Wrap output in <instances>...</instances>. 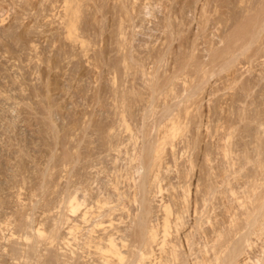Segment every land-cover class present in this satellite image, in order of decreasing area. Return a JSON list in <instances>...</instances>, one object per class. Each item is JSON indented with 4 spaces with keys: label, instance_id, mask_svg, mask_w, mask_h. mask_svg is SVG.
Instances as JSON below:
<instances>
[{
    "label": "bare ground",
    "instance_id": "obj_1",
    "mask_svg": "<svg viewBox=\"0 0 264 264\" xmlns=\"http://www.w3.org/2000/svg\"><path fill=\"white\" fill-rule=\"evenodd\" d=\"M64 1H66V3H69L68 0ZM137 1L138 0H132V5L134 6L135 3L140 2ZM145 1L146 2H143L142 0L143 4H141L144 8L153 6V4H151L150 2L152 0ZM210 1H212L213 3L216 0H205L204 5L208 6L210 4ZM222 1H226L225 3L230 2L229 4L234 2L235 4V1L237 0ZM239 1L244 2L245 0ZM251 1L254 0H250V2ZM77 2L74 6H71L70 3V6H68L69 4H66L67 6H65L64 3V9L66 10V12L62 11L64 12L63 14H65L63 15L64 20L62 19L63 23L65 22V24L62 25L66 26L64 28L67 29L66 32L70 34V36L74 35V39L76 41L80 39L82 40V37L84 36L83 35L82 37H80L78 35L77 38V35L75 36V33L72 31L75 26L74 19L76 18L77 14H79L78 11L80 12L81 10L78 7H81V4L77 5ZM153 3H155V6L156 4H160L161 0H153ZM217 3L218 2H216V4ZM132 5L131 7H133ZM222 5L224 6V3ZM235 6L237 7V5ZM172 7L173 6H171L170 8L172 9ZM201 7L204 6L202 5ZM201 7L200 10L202 9ZM225 7L228 8V6ZM230 7L232 6H229V8ZM133 8H135V6ZM183 11L185 10L183 9L182 12ZM233 12H235V10ZM257 12H259V10ZM66 13L68 14V16ZM215 13H210L209 9L208 12L203 11V14L200 13V18L202 19L201 21L206 22L210 20L211 16L210 21L214 22V20H218L216 22H219L220 16L218 14L217 16ZM253 13V16H247V19H245L243 15L242 16L244 18L240 16L243 19L241 20L239 18L241 21H239L238 19V22L236 24L239 23V26H237L236 29L232 28L233 34L236 33V38L233 37L234 39H228L226 37V42L224 39L220 42L222 43L224 41L225 43V45H223L222 43V47H210V51L211 48L214 51H212L213 53L211 52V55L209 56L207 61H199L198 59H195L196 62L193 63V61L191 60L193 64H190L194 66L195 72H191V74L189 75L191 84L188 86V88L185 89L181 87V90L185 89V94H183L184 91H180L179 93V90H177L178 88L176 87L180 79V82H189H186V80L184 79V75L187 76V73L185 71L189 70V68L187 69L188 65L185 68V61H183V63L180 62L181 64L178 63L177 65H174L173 62L172 64L174 66L171 67L169 65L168 70L170 69V75H167L166 78H163V76L165 73L164 71H167V68H164L165 70L163 71L164 73L162 78L160 77V74H158L160 67H164L163 64L167 61L165 57V55L168 53L167 49H165L167 45L163 48L156 46V49L153 46L154 49L152 48L149 51L148 57L150 60H148L150 61V63L156 65L158 64L157 69L153 70L152 68L150 69V65L146 66V63L144 64L145 60H142V58L144 57L139 58L138 56L137 58H139V61H137L138 59H135V57H133L135 61L134 62L132 59L133 53L129 57L125 54H122L123 56L120 57L121 63L119 62V65L121 66V69L125 68V70L123 69L125 71L123 73L124 75L126 73V75L123 77V70L120 69L119 65L118 67L116 66L117 69L114 71L117 82V85L115 86H117V90L114 91L115 96L113 94L115 98L114 100H116V110L113 121L117 126H112L116 128V131H114V128L111 127L113 129V131L112 129L110 130V132L112 131V134L108 132L109 135L111 134L110 141H104L106 140L105 138L101 141H104L106 143L109 142V144L111 142V145L109 146L114 147L113 151L115 150L118 153L124 152L123 154L126 157H119L118 153V156H115L117 160H124V163L122 162L123 164L121 166H116L113 164V170L111 171L112 173H110L111 177L108 174L110 179L106 181L104 180L106 183L103 182V184H100L99 187L97 186V191L89 186L90 183L92 184L94 180L89 184L87 183L86 179L76 181H72V179L69 180V184H67V187H65V189L63 190L61 188L64 196L63 194H59L58 196L60 197L57 200L58 204H64L65 211L62 213L57 209L59 212L57 216L59 217L53 216V219L51 218V221H53V223L51 222L52 225L50 224L49 227L47 226L48 228L43 225V222L40 221L41 219H32L31 216L33 213H26L27 207L25 206L27 205L25 204L29 203L23 202L24 200L21 201L20 198V203L17 204L16 209H14V213H12H18L19 219L13 218L12 220L11 218L10 220L11 215L6 214V212L4 214V212L1 211V204L5 202L2 194L4 193L5 189H8V186L5 187L4 185H1V183L0 186H4V188L0 187V239L1 241H6L7 245H9V242L11 244L8 246L9 248H3V251L4 249L6 253H8L9 250L12 251L13 255L15 254V256H20V259H18L19 261L22 259L24 264H47L46 261H48V258L51 256L50 254L55 249H53V247H50L49 245H53V242H56L57 239V241L59 242L58 253H60L61 250V253L67 256L66 259L64 255H62V257L66 259V262H64L65 264L67 263L68 258L71 259V261H68V264H264V100L261 97L264 95V90H262V84H259L262 89L258 85V82L260 83V81L264 79V75L262 76L261 73V75L259 74L260 76H254L252 74L253 72H251V66L250 69L248 67V69L245 70L246 74H244L243 72V75L241 70L240 72H238L237 68L231 67L237 62L241 63L243 60L246 62L245 59H247L248 63L251 60L255 61L256 59H253L252 56H255V54L257 53L259 55L262 52H257V50L261 49V47L258 45L260 43H257V41H259L258 37L262 38L259 35L264 31V16L257 19L255 16L258 14L256 13L255 15V12ZM64 16H67L68 19H66L67 17L65 18ZM225 16L226 15H224V17ZM259 16L261 15L259 14ZM77 17H80V15H78ZM252 17H254V19L251 21L257 24L258 30L257 32H255V34H250V37L248 36V38L246 39L247 36L245 37V34L249 32L248 28L250 27L251 23V21L249 22V18L251 19ZM223 19L225 20V18ZM59 21L60 20H58V22ZM253 22L251 23L252 25L254 24ZM199 26L201 28V32H204V26H202L201 23ZM233 26L234 28L236 27L235 25ZM244 29L245 31L247 30V32L242 35V33L245 31L239 32V30L242 31ZM119 31H121V29ZM162 32L165 31L162 30ZM233 34H231L229 37L233 36ZM198 35V38L200 39L203 34ZM68 40L70 41V39ZM81 40L79 41V43L81 42V45L79 46H81V48L83 46V49L81 50L85 52L87 50V44H84L85 40H83L84 42ZM248 50L250 54L247 56L246 54ZM163 53H165V55ZM176 53L179 55L178 50H176ZM183 53L181 52V54ZM141 54L139 55L141 56ZM191 55L194 56V53H191ZM242 55L244 57H242ZM261 56H263V54L260 55V57ZM153 57H155L154 60H151L153 59ZM156 57L158 58L156 59ZM181 57L184 58V55H182ZM241 57L242 59H244L241 60ZM184 59L186 61L188 60L186 59V57ZM154 67L156 68V66ZM230 67L232 68L231 70ZM118 68L120 70H118ZM136 68H138V72L141 73V76H150L149 78L147 76V80L145 79V77H141V79H144L143 82L146 83L148 81V87L151 88V93H147L151 94L152 97L155 93L157 94L156 96H161L160 98L163 101L168 97H170L173 101V104L171 103L172 101L170 102V104L168 99L165 100L164 103H162L161 100L163 106H161L160 103L161 107L159 106V112L155 111L157 110L155 108H157L158 106L156 104V107H154L153 102L152 105H150L151 110L149 114L142 113L141 125H138V122H136L138 120L137 118H139H135L136 113L134 111L136 109L133 110V106L136 105L134 104L135 102L133 101L132 95L140 94L141 90L139 89V91H137L134 88L135 80L138 78V76L136 77V75H138V73H136ZM184 68L187 70H184ZM147 69H150L151 71ZM226 70H230V72L228 73ZM222 71L227 72L228 75L226 74L227 76H225L228 78L219 75H222ZM114 72H112V74ZM166 74L167 73H165V75ZM215 76L219 80H216L218 81V83L216 82V84L214 83V85H212L211 83L213 82L210 81V78H214ZM239 76H241V78ZM159 78L160 80H164L159 82ZM239 78L240 80H238ZM176 80L178 81L177 84ZM209 81L210 85H212V88H210V96L208 95L209 97L206 98L207 100L204 102V97L207 94L205 84ZM124 82L127 85L125 86V88L127 89L121 88V86L125 84ZM113 83H115V80ZM146 85H144L143 87L146 88ZM184 85L185 84H183L182 86ZM257 86L259 88H257ZM155 99L157 103H159L158 101H160V99H158L157 97ZM125 100L127 101V104L125 103ZM140 100L143 99L140 98ZM144 100L146 99L144 98ZM146 101H144L145 104H148L150 100L148 102ZM188 101H190L189 105H187ZM146 120L149 121V126L146 125ZM189 127L191 129V135L188 134V136L186 133ZM73 132L74 131H72V133ZM176 132H180V134L182 132V134L181 136L179 134L180 140H176L178 142L174 141V143L172 141L178 138V136L177 138L174 136V134H177ZM172 136V140L170 139L171 141H167V145L166 138H170ZM70 138L73 137L71 136ZM70 138H68V140ZM180 143L181 145H179ZM165 145L169 146L168 148H170L171 150L169 152L173 156L172 165L170 163V165H168V162L165 161V158L167 157H165L164 154L166 153ZM178 146L179 150L177 149L178 151H176V147ZM106 150H108V148ZM176 152H178V155H176ZM84 155L86 154L84 153ZM178 158H180L181 160L183 159V162L178 163ZM69 160H67L64 166L67 167L70 175L72 176L73 173L71 172L74 165L71 163L72 160L70 162ZM117 160L115 159L114 163ZM172 166H174L175 168V178L177 179L176 184L168 181L172 179L169 175L171 172L170 169L174 170ZM181 167L183 170L180 169ZM105 168L106 167L104 166V170L102 169L103 173L106 170ZM106 171H108V169ZM14 174L15 176H18V174ZM13 176L11 177V179L13 178ZM14 179L18 180L17 177H14ZM164 180L168 181V184L165 186H163ZM19 186V189L23 187L22 184ZM30 187L31 185L29 186V188ZM166 192L168 193L166 194ZM18 193L20 194V192ZM32 194L35 195V193L33 192ZM148 194L153 197H159V202H157L158 212L154 215V218H152V206L150 203L152 197L148 196ZM166 195L167 198L165 197ZM45 203L46 206H49L50 204L49 203L47 205L46 201ZM36 204L37 201L30 203L31 207H36ZM41 206L44 207L43 205ZM57 208H60V206H58ZM45 210L47 209L45 208ZM24 212L26 213L25 215ZM188 217H191V219H189L190 221L188 220ZM43 218H45V216ZM15 228H19V230L17 231L20 232H17ZM61 228H63V231L61 232V234H58V231ZM17 240H21V243L25 245L24 247L26 249L23 247L21 251V249L18 248V245L21 243L18 242L17 245ZM42 240H45V244H49L48 246L53 250L50 254L48 253L50 256L46 261H40L42 260V257L40 258V255L38 254L40 260L38 258H35V261L39 260L40 263L38 261L35 263H31L32 259V261H34L33 257L35 256L33 255L35 253L32 255V257H29L31 259L30 261L28 256L33 253V250L34 252L37 250L41 251V249H38V243L40 242L41 247L46 246H42ZM14 245H17V248ZM54 245L56 247V244ZM10 247L12 248L10 249ZM19 247L22 248V246L20 245ZM45 249L48 250V252L51 250H49L48 247H45ZM30 250H32V252ZM55 250L57 251V249ZM16 251L20 253L16 255ZM63 251H67V253H64ZM41 252L43 253V251ZM45 252L47 251L44 250V255H48L45 254ZM54 252L52 254H56ZM41 256H43V254H41ZM25 258H27L28 260ZM50 258L52 259V257ZM58 258L57 260H59V263H62V261L60 260L61 258ZM25 260H27L28 263ZM57 260L56 264H59ZM19 261L18 263H20ZM53 262L50 261V263L52 264Z\"/></svg>",
    "mask_w": 264,
    "mask_h": 264
},
{
    "label": "rangeland",
    "instance_id": "obj_2",
    "mask_svg": "<svg viewBox=\"0 0 264 264\" xmlns=\"http://www.w3.org/2000/svg\"><path fill=\"white\" fill-rule=\"evenodd\" d=\"M63 1L64 0H57V1L56 0H0V184L2 183L1 185H4L5 187L8 186V189H5L4 193L2 192L3 193L2 196L5 202L1 204L2 206L1 211L4 212V214L5 212L8 215L10 214L12 216V217L10 216V220L11 218L12 220L13 218L19 219L18 213L17 214H12V213H14V209H16L17 204L20 203V200L21 201L24 200L23 202L29 203V204L24 203L25 205H27L25 206L27 207L26 208L27 211L25 210L26 213L27 212H28L27 214L33 213L31 218L41 219L40 221L43 222V225L45 227L47 226L49 227L50 224L52 225L53 221L51 220L53 219V216L56 217L57 214H59V212L63 213L65 211L64 204L63 203L62 205L58 204L57 200L60 197L58 196L59 194H63L64 196V193L62 190L65 189V187H67V184H69V180L72 179V181H76V180L86 179L88 184L94 180L96 182L93 181V183L92 184L90 183L89 186L95 191H97L100 184H103V182L110 179L111 177L110 173H112L111 171L113 170V164L116 166H121L124 163V160L122 161L120 159L117 160L116 157L118 156L117 155L118 152H116L115 150L113 151V148H114L113 146L112 147L109 146L111 145V142L110 144L109 142L106 143L107 140L110 141L111 139V134H112L111 132L113 131L112 128L117 126L115 122L113 121L115 117L114 116L115 110H116L115 109L116 100H114L115 99L114 91L117 90L116 88L117 86H115L117 85V82H116L114 71L117 69L118 65L121 63L120 57L123 56L122 54H125L129 57L133 53L132 54L133 61H134L133 57H135V59H138L137 61H139L140 57H144L142 58V60H145L144 64L146 63L145 64L146 66L150 65V69L152 68L153 70V69H157L158 64L156 65V64L150 63L149 61L150 59L148 57L149 51L153 48V46L156 49V46L163 48L164 46L167 45L165 49H167L168 53L166 55L165 53H163L167 61L163 64L164 67H160L158 74H160V77L162 78L163 73L165 72L167 74L165 75L164 73L163 78H166L167 75H170L169 74L170 69L168 70L169 65L171 67V66L177 65L178 63L181 64L183 63V61H185L184 62L185 68L188 65L187 69L189 68V70L184 68V70H187L185 71L187 73V76L184 75V79L186 80V82L188 81L189 82L183 83L181 81L182 82L181 83L180 82L181 79L179 80V82L176 80V84L178 82V84L176 85V87L178 88L177 90H179V93L180 91H184L183 94H185V89L188 88V86L191 84L189 75L191 74V72H195L194 66L191 65L194 62H196L195 59H198L199 61L200 60L207 61L209 56L211 55V52L214 51L212 48L219 47V46L222 47L223 45H225L224 41L222 42L223 45L222 43H220L223 39L224 40L227 38L232 39L233 37H235L236 33L234 32L235 34H233L232 28L236 29L237 26H239V23L236 24L239 18L241 20L244 17L245 19H247L250 15L253 16L254 14L253 12H255V15L256 13L258 14L256 16L254 15L257 19L264 16V0L262 1L254 0L255 2L254 1L250 2V0H245L244 2H240L239 0H237L235 1V4L234 2L229 4L230 2L225 3L226 1L216 0L213 3L212 1H210V4H209L210 6L208 5L209 7L204 5L205 0H161V3L156 4L155 6H154L155 3H153V0H152L150 2L151 4H153V6H149L148 8H144L143 5H141L143 4L142 0L137 1V2L140 1L141 3L139 2V3L134 4L135 8H133L134 6L131 3L132 0H68L69 3L72 1L70 3L71 6H74L77 1H80V2H77L78 3L77 5L81 4V7L78 6L81 9V10L79 9L81 14L78 11L79 14H77V16L80 15V17L76 16V18L74 19L76 27L74 26L72 31L75 33V36L77 35V38H78V35L80 37L84 35L82 37V40L79 38L81 41L85 40L84 44H87L86 45L87 50L84 52L81 50L83 49V46L82 48L81 46H79L81 45L80 44L81 42L79 43L80 40L76 41L74 39V35L70 36V34L66 32L67 29L64 28L66 26L62 25V24H65V22L63 23V20H64L63 15H65L63 13L66 12V10L64 9V3H65V6L69 4V3H66V1H64L63 3ZM143 2H146V1L143 0ZM216 2L218 3L216 4ZM222 2L224 3V6L222 5L223 4ZM70 4L68 6H70ZM201 4L204 7H201L202 6ZM131 5L133 7H131ZM235 5H237V7ZM171 6H173L172 9L174 8L175 10L174 9L172 10L170 8ZM225 6H228V8ZM229 6H232V7L229 8ZM200 7L202 8L201 10H200ZM149 8L151 11L149 10ZM183 9L185 11L182 12ZM208 9L210 13L214 14L215 12H217L215 14L216 15L218 14L220 16L219 20L222 23L220 21L216 22L218 20H214V22L210 21L211 16H210V20L206 22H202L201 21L202 19L200 18L201 14H203V11L208 12ZM231 10L233 11L235 10L236 13ZM258 10L260 13L257 12ZM239 11H241L242 13ZM149 12H151L152 14ZM234 13L236 14L237 18ZM149 14L152 16H150ZM259 14L261 16H259ZM224 15H226L227 17L226 16L224 17ZM240 16H242L243 18ZM223 18H225V20ZM66 19H68V17ZM240 19L239 21H241ZM253 19L254 17H252L251 19L249 18V22ZM58 20H60L59 21L60 23L58 22ZM252 22L253 21H251V23ZM200 23L202 24V26H204V29H203L204 32H201V28L199 26ZM251 23H250V27L252 26L251 30H250V27L248 26L249 32H247V30L245 31V29L242 31L239 30V32L245 31L242 33V35L247 32L245 34V37L247 36L246 39L248 38V36L250 37V34H255V32H257L258 30L257 24L253 22L254 24L252 25ZM233 25H235L236 27L234 28ZM120 29L121 31H119ZM162 30L165 32H162ZM117 32H119L120 34ZM198 34H201V35L203 34L204 36L202 35V37L199 39ZM231 34H233V36L229 37ZM259 36L262 38L258 37L259 41H257V43L261 44V45L258 44L261 47V49L257 50V52L258 51L259 53L261 51L262 52L259 55L257 52H255L257 54H255V56L253 55L252 57L253 59H256V60L255 61L251 60L248 63L247 59H245L246 60L245 62L243 60L244 58L242 59V57H244L242 55L241 60L243 61L241 63L237 62L235 63V65L231 66L232 68L233 67L237 68L238 72H240L241 70L242 75H243V72L244 74H246L245 70L248 69V67L250 69V66L253 69V70L251 69V72H253L252 74L254 76H260L261 73H262V76L264 75V41H263L264 31L261 32ZM68 39H70V41ZM256 40H257V36H256ZM161 43L164 45H162ZM123 45L124 46L126 45V46L124 47ZM210 47H212L211 51H210ZM176 50L179 51L180 56L176 53ZM249 50L247 51V54L245 53L247 56L250 54ZM136 51L138 54L136 53ZM181 52L182 53L184 52V53L181 54ZM191 53L192 54L194 53V56L191 55ZM199 53H200V56H199ZM139 54H141V56ZM262 54L263 56L260 57V55ZM182 55H184V58L186 57V59L188 60L186 61L183 57H181ZM138 56L139 58H137ZM258 56L262 60H260ZM158 57H156V59ZM154 58L155 57H153V59L151 60H154ZM171 58H172V62H171ZM176 59L178 60V62ZM191 60L193 61V63ZM93 64H95L96 66ZM154 66H156V68ZM119 67L121 69L120 65ZM231 67H230V70L232 69ZM164 68L165 69L167 68L166 69L167 71H164L165 70ZM120 69L118 68V70ZM123 69L125 70V68ZM150 69H147V70H150ZM124 70L122 71V73L125 72ZM230 70L229 71L226 70V71L229 73ZM136 71H137L136 73H138L136 77L138 76V78L135 80L134 88L137 91L141 89L140 90L141 95L140 94L132 95L133 101L135 102L134 104L136 105V106H133L134 108L133 110L136 109L134 111L136 113L135 118L139 117L137 118L138 120L136 122H138L137 123L138 125H141L142 124V113L149 114L151 110L150 105H152L153 102H154V107H156L155 106L156 104L158 106L157 108H155L157 109L155 111L159 112L160 111L159 109L161 106H163L162 103H164L165 100L168 99L169 103L172 100L170 97H168L167 99L163 101L160 98L161 96L158 97L156 96L157 94L154 93L152 97L151 94L147 93V92L151 93V88L148 87V84H147L148 81L146 83L143 82L144 79H141L143 75L142 76L140 75L141 73L138 72V68H136ZM226 71H224L225 73L222 71L221 72L222 75L221 74L219 75L225 76L227 74ZM112 72L114 73L112 74ZM125 75L123 73V77ZM147 76L148 78L150 77L149 75ZM147 76H143L142 78L145 77V79L147 80ZM241 76L239 77L241 78ZM185 77H188V78H185ZM214 78H215V82H214ZM214 78H210V81L213 82L211 83L212 85H214V83L216 84V82L218 83V81L216 80H219L216 76ZM240 78L238 80H240ZM255 78H258V77H255ZM114 80L116 84L113 83ZM158 80L159 82H161L164 79L160 80L159 78ZM210 81L205 84V88L207 89V94L204 97V100H203L204 102L207 100L206 98L210 96L209 92L211 90L210 88H212L211 87L212 85H210ZM183 84L185 85L188 84V85L182 86ZM259 84L260 85L262 84L261 86L263 89L260 87ZM144 85H146L145 86L146 88L143 87ZM258 85L262 90H264V79H262L260 83L258 82ZM123 86H121V88L127 89L125 88V86H127L126 83L123 84ZM181 87L185 89L181 90ZM259 87L257 86V88ZM142 91L144 95L142 94ZM146 94L149 96H147ZM139 96L143 100H140ZM154 97L155 98L157 97L158 99H160V101H158L159 103H157ZM261 97L264 100V95ZM144 98L147 101L144 100ZM161 100H162V103H161ZM173 100H176V99H173ZM144 101L146 102L149 101V102L148 104H145ZM125 103L127 104L126 100H125ZM160 103H161V106H160ZM171 103L173 104V101ZM189 103L190 101H188L187 105H189ZM143 107L146 109H144ZM145 122H146V125L148 126L150 125L149 121L146 120ZM111 129L112 131L110 132ZM189 130H190V133H189ZM72 131L74 132L72 133ZM114 131H116V128H114ZM108 132H110L111 134L109 135ZM176 133L177 134L176 135L174 134V136L176 138L178 136L179 138L180 132L179 133L176 132ZM186 134L191 135L190 127L188 128V131ZM70 135L73 138H70L71 137ZM68 138L70 139L68 140ZM104 138L106 140H104ZM168 138H166L167 145H168L169 140L173 138V136L170 137L169 139ZM178 138L174 139L172 142L174 141L178 142L180 140V138L179 139ZM101 140H104L106 142L104 141L102 142ZM95 141H97L98 143ZM167 145H165L166 153H164L165 157L166 156L167 157L165 158L166 160L165 159L164 160L168 162V165L170 164L172 165L173 156L172 154H170L169 151L171 150L170 148H168L169 146ZM179 145H181V143ZM107 148L109 151L106 150ZM177 149L179 150V146L176 147V151H178ZM84 153L86 155H84ZM123 153L124 152L118 153L119 157H122V156L126 157ZM70 155L72 159L70 158ZM176 155H178V152H176ZM179 156H180V153H179ZM114 157L117 160L115 163H114V160H115ZM69 159H71L72 161ZM67 160H69V162L71 161V163L74 165L72 172L70 171L71 173H73L72 176L70 175L67 167L64 166ZM178 160H179L178 163L183 162L182 161L183 159L181 160L180 158H178ZM103 165L106 167L105 168L106 170L108 169V171L105 170L104 173L102 172L104 170ZM172 167L174 170L170 169L171 172L169 174L172 179L168 181H171L176 184L177 179L175 178V168L174 166ZM17 169H20V170H17ZM180 169L183 170L182 167ZM100 170L102 173L100 172ZM14 173L18 174V176H15ZM108 174L110 177L108 176ZM12 176H13L12 178L13 180L11 179ZM14 177H17L18 180H15ZM14 180L17 181L18 183L15 182ZM12 181L15 183H13ZM168 181L164 180L163 186L167 185ZM21 184L23 187L21 186L22 188L19 189L20 188L19 185ZM30 185L31 187L29 188ZM4 186L3 187L0 186V187L4 188ZM46 186H48L49 188ZM55 187L57 190L55 189ZM18 192H20L21 195ZM32 192L35 193V195L32 194ZM167 193L168 192H166V194ZM148 196H151V195L148 194ZM151 197L152 199L150 203L152 206V215H153L152 218H154V215L157 214L158 212L157 202H159L158 201L159 197L158 196L156 197L151 196ZM165 197L167 198V195ZM36 201L38 205L36 204V207H31L30 203L36 202ZM45 201L47 202V205L50 203L49 206H46ZM55 204H56V208H55ZM41 205H43L44 207H42ZM57 205L60 206V208H57L58 207ZM41 207L43 208L44 211L42 210ZM45 208L47 210H45ZM57 209L59 210V212ZM26 213L24 212V215ZM44 216L45 218H43ZM189 219H191V217H188V220ZM44 220L45 221L48 220V221H46L45 223ZM17 230H19V228L16 229V231ZM62 231H63V228H61L58 231V234H61ZM17 232H20V231H17ZM4 242L6 243V241L4 240L1 241L0 239V249L2 248L0 251V254H1L0 264H13V263L14 264L16 263L24 264L22 259L19 261L20 256H15V254L13 255L12 251L9 250L10 254L9 252L6 253L5 249L3 251V248H6L9 245H11L10 242H9V245H7V243L5 244ZM18 242L21 243L22 241L17 240V245H18ZM56 242L55 241L53 242V245L56 244V247L55 245L53 246L52 244H51L52 246L49 244L48 245L50 247H53V249L54 248L57 249V251L55 249L54 250L51 249L47 244H45V240H42L41 244L42 246L43 245H46V246L41 247L40 242H39L38 244L40 248L38 246V249H41L43 253L39 250L34 252V250L32 249L33 253H31V255H29L28 258L30 256L32 257L34 253L35 254L33 256L35 257H33L34 261H32L33 259L31 260L30 258H29V261L31 260V263H35L37 261L39 263L40 261L44 262L51 255L50 257H52L53 260L56 257L55 260L53 262V260L49 257L48 261L51 259L50 261H52L53 264H56V260L59 257L58 259L61 258L60 260L62 261V263H59V260H57L58 263L65 264L64 262H66L67 256L61 253V250H60V253H58V250H59L58 243L59 242L57 241V239H56ZM17 245H14V246L17 248ZM19 245L22 246V248H20ZM19 245H18V248L21 249L22 251L25 245L23 243ZM45 247L46 248L48 247L49 250L50 249L51 250L48 252V250H46ZM11 248L12 247H10V249ZM32 250L30 251L32 252ZM44 250L47 251L45 252V254H48V253L50 254L53 250V252L56 251L54 253H56L57 255L52 254L53 252L50 255L49 254L44 255ZM15 253H17L16 255H18L20 252L16 251ZM64 253H67V251H65ZM38 254L40 255V258L42 257V260H40V258L38 257ZM41 254H43V256H41ZM62 255H64L66 259L63 258ZM35 258H38L40 261L39 260L35 261L36 260ZM17 259L20 263H18ZM69 260L71 261V259L68 258V261ZM48 261H46L47 264H52L50 263V261L48 263ZM68 261L66 264H68Z\"/></svg>",
    "mask_w": 264,
    "mask_h": 264
}]
</instances>
